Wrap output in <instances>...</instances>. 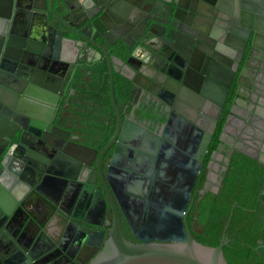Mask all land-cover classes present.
I'll list each match as a JSON object with an SVG mask.
<instances>
[{
	"label": "flooded vegetation",
	"instance_id": "af4514ba",
	"mask_svg": "<svg viewBox=\"0 0 264 264\" xmlns=\"http://www.w3.org/2000/svg\"><path fill=\"white\" fill-rule=\"evenodd\" d=\"M76 3L86 7L89 13L98 9V0H76ZM195 6L194 11L183 9L184 13H179L182 21L175 22L179 30L172 29L169 34L154 29L150 37L136 41V55L131 60L138 70L124 69L130 80L112 74L116 103L137 128L131 129V138L125 142H118V133L107 148L116 133L117 118L110 96V75L104 51L110 56L120 53L125 47L117 40L118 32H103L106 42L97 31L89 30V37L98 44V48L92 45L86 47L81 38L70 32L74 37L73 42L68 41L64 48H47L52 61L48 57L40 59L33 80L40 90L38 92L48 93L49 98L57 100L55 110L62 111L63 118L55 123L62 128L60 132L64 137L80 145L74 146L86 153V163L76 159L67 161V171L62 172L53 166H43L42 158H37L33 168H25L26 183L30 189L27 201L29 213L36 221L43 222L46 215L39 210L45 205L48 213L54 215L49 226L54 230L61 227L64 232L55 233L56 243L52 244L49 252L42 253L45 244L43 237L37 235L35 221L30 220L27 226L20 228L26 216L22 211L10 231L15 235L17 229L20 230L21 245L28 247L32 244V249L27 253L18 252L16 257L34 258L35 264H88L101 248L86 244L88 233L105 230L103 238L108 233V222L113 214L108 192L120 212L124 236L132 242H140L128 228L115 195L140 197L142 204L133 202V205L135 208L142 207L141 219L146 222L151 209L162 206L158 197L161 193L171 195L176 192L173 189H181L178 184L182 182V153L188 154L184 146L189 147L190 143L186 140L192 124L185 127L184 121L179 122L175 113L183 112L194 121L200 114H206L210 101L199 91L204 79L196 73L199 67L204 68L206 73L212 72L217 53L215 48L224 47L228 41L234 43L233 39L227 37V31L221 24L229 23L228 17L232 15L226 11L215 12L214 7L205 0H196ZM142 9L145 11L148 7L142 6ZM220 12L223 16L217 17ZM132 15L140 17L137 11H132ZM194 20L196 26H193ZM48 21L54 27H63L56 19L48 17ZM246 38H241L246 41L243 59L216 120L187 205L186 225L193 237L194 233L200 232L197 208L203 195L220 191L238 156H247L240 150L255 152L257 159L254 160L264 166L260 160L264 157V49L254 46L244 66L251 48L252 32ZM128 39L133 42L132 38ZM31 42L34 43L33 40ZM25 43L24 38L17 37L10 46L13 52L22 54ZM33 46H38L37 42ZM8 61L7 66L14 68L15 72H26L18 58ZM242 68L245 71L238 83ZM43 103L48 105L49 101ZM168 119L171 121L169 126ZM167 127L169 138L163 139ZM184 134L185 138L182 139ZM114 153L119 162L115 163V169L110 173L112 186L106 179ZM209 172L210 179L207 178ZM206 182L210 183L213 192H200ZM159 184L164 185L163 188H159ZM41 192L47 193L55 205L46 204ZM261 192L259 195L264 194ZM127 202L131 203L132 200ZM92 203L98 208V213L84 214ZM102 208L104 219L98 216ZM63 211L70 215L66 221L63 220ZM8 235V239H0V264H3L2 258L8 252L20 248L13 239L15 236L9 232Z\"/></svg>",
	"mask_w": 264,
	"mask_h": 264
},
{
	"label": "water",
	"instance_id": "95a60500",
	"mask_svg": "<svg viewBox=\"0 0 264 264\" xmlns=\"http://www.w3.org/2000/svg\"><path fill=\"white\" fill-rule=\"evenodd\" d=\"M205 1L214 7V11H226L230 16L232 15L228 17L229 23L221 24L227 31V37L233 39L234 43L228 41L224 47L221 45L219 49L215 48L217 53L214 57L212 72L206 73L204 68L199 67L196 73L199 78L204 79L203 87L199 91L210 101L206 114H200L197 121H194L183 112L175 113L178 115L179 122L184 121L185 127L192 124L186 140L190 143L189 147L184 146L188 154L182 153V182L178 184L181 189H173L176 192L171 195L161 193L158 197L162 206L152 208L146 222L141 219L142 207L135 208L133 205L134 203L142 204L140 197L115 195L128 228L140 242H132L124 236L120 212L113 203L112 195L108 192L113 207L112 218L108 222V233L105 238H103L105 230L88 233L86 244L99 248L101 246L88 264H228L223 254V246L228 242L226 229L234 206L230 209L216 246L203 244L193 237L186 225V209L216 120L238 65L243 59L246 41L241 38H249L252 32L251 48L245 58L244 66L254 46L264 49V0ZM195 3L196 0H145L144 2L98 0V9L89 13L87 8L80 7L76 0H0V239L2 237L8 239V232L13 235L10 229L23 211L26 216L20 228L27 226L30 220L35 221L38 226L37 235L43 237L45 244L42 253L49 252L53 247L52 244L56 243L54 234L57 232L62 234L64 229L59 227L54 230L52 226H49L50 219L54 215L48 213L45 205L39 210L46 215L43 222L36 221L29 213L27 201L30 198L28 192L30 189L26 183L25 168H33L37 158H42L43 166L51 168L53 166L62 172L67 171V165H65L67 161L76 159L86 163V153L74 146L80 145L75 140L64 137L60 132L62 128L55 123L63 118L62 111L55 110L57 100L54 97L49 98L48 93L38 92L39 88L33 80L32 76H35L38 61L44 57L52 61L47 48L50 46L64 48L68 41L73 42L74 37L68 32L81 38L86 47L92 45L98 48V44L89 37V30L97 31L106 42L103 32H118L117 40L121 41L125 47H121L120 53L110 56L107 51H104L110 75V96L117 118L116 133L105 147L107 148L118 133V142H125L131 138V129L137 128L120 111L116 103L112 74L116 73L130 80V76L124 72V69L138 70L131 60L136 55V41L142 37L143 39L150 37L154 29L161 32L167 31L169 34L172 29L179 30L175 25L177 20L182 21L179 13L181 11L184 13L183 9L194 11ZM142 6H147L148 9L144 11ZM199 10L204 12L200 8ZM132 11L139 12L140 17L130 16ZM219 16H223V13L220 12L217 17ZM48 17L58 20L63 27H54L48 21ZM196 23L194 20L193 26H196ZM216 29L223 31V29ZM17 37H22L26 41L22 54L13 52L10 46ZM129 37L133 39V42L129 41ZM170 39H172L171 36ZM32 40L34 43L37 42L38 46H33ZM15 58L24 65L26 72L17 73L13 70L14 68L7 66V62L10 63L8 60H15ZM244 71L242 68L238 83ZM45 100L49 101L48 105L43 103ZM170 124L171 121L168 119L167 126ZM151 137L158 139L152 135ZM168 138L167 127L163 139ZM184 138L185 134L182 136V139ZM240 152L257 159L255 152L249 150H240ZM117 158L118 156L114 153L107 172L106 180L112 186L114 185L110 173L115 169V163L119 162ZM263 158L260 160L264 162ZM207 178H211L210 172ZM158 186L163 188L164 185ZM207 190L213 192L208 182L200 192ZM261 193H264V190ZM40 195L46 204L55 205V201L47 193L41 192ZM127 200L132 202L128 203ZM103 211L102 208L98 214L101 219H104ZM85 212L84 214L98 213V208L92 203ZM62 216L64 221L70 218L66 211L62 212ZM84 220L91 223L86 218ZM13 236L20 245L19 251L17 249L8 252L2 258L3 264H35L34 258L16 257L18 252L27 253L31 250L32 244L28 247L21 245L18 229ZM261 246H264V243H260L256 248Z\"/></svg>",
	"mask_w": 264,
	"mask_h": 264
},
{
	"label": "trees",
	"instance_id": "16d2710c",
	"mask_svg": "<svg viewBox=\"0 0 264 264\" xmlns=\"http://www.w3.org/2000/svg\"><path fill=\"white\" fill-rule=\"evenodd\" d=\"M264 166L247 156H238L217 194L205 193L197 208L199 233L194 238L207 245L219 243L230 209L226 229L228 242L223 254L228 264H264ZM196 207V205L194 206ZM191 221L190 214L188 215Z\"/></svg>",
	"mask_w": 264,
	"mask_h": 264
}]
</instances>
